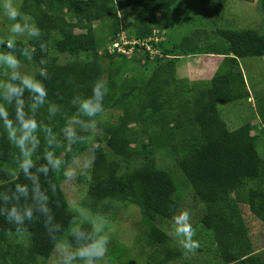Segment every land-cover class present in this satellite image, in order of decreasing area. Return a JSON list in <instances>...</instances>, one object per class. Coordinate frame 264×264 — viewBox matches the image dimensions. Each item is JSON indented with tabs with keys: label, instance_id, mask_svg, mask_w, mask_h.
Instances as JSON below:
<instances>
[{
	"label": "trees",
	"instance_id": "obj_1",
	"mask_svg": "<svg viewBox=\"0 0 264 264\" xmlns=\"http://www.w3.org/2000/svg\"><path fill=\"white\" fill-rule=\"evenodd\" d=\"M181 1L23 0L19 9L22 16L15 23L27 30L33 25L40 29L39 35H29L28 39L4 34L0 22V54H12L19 61L15 70L4 63L0 79V104L14 123L17 98L9 102L4 96L10 85L21 83L13 78V72L21 78L34 77L47 88L43 103H34L27 89L20 99L24 112L41 125L30 171L38 177L49 208L48 214L38 210L33 181L19 167L20 149L9 140L0 119V264H46L71 230V242L82 247L101 238L91 223L77 225V214L64 186L72 179L65 178V171L84 156L87 168L74 178L78 184L85 183L83 208L111 219L109 211L116 205L137 206L144 230L135 239L155 248L147 264H171L181 257L162 228V222L169 223L173 212L181 209L177 199L181 192H177L175 181L180 180L176 177L180 171L192 186L193 197L202 203L199 225L207 237L204 243L214 247L216 264H264V250H255L246 221L248 211L264 223V157L257 147L264 133V114L258 111L259 127L248 123L230 130L218 109L220 103L250 96L240 60L264 57V35L253 28L241 30L220 24L219 8L226 0H202L209 16L203 21L216 28V38L210 40L203 30L193 38L174 42L153 25ZM240 1L257 2L264 9V0ZM129 13L135 20L134 29L123 31ZM103 21L108 22L103 27L107 36L99 40L94 29ZM122 33L130 42L126 45L130 55L109 51ZM203 34L206 37L201 40ZM9 40L14 41L11 48ZM61 54L74 58L60 64ZM210 55L218 59L211 80L179 77L181 59ZM139 62L143 63V75L136 79L128 70ZM27 64L35 70L21 67ZM101 77L109 88L104 112L98 117L84 116L79 113L77 98L90 96L92 85ZM108 113L109 117L116 115L111 123L100 119ZM73 118L81 123L75 125L76 142L70 143L62 130ZM93 119L101 132L95 143L89 142L90 133L84 127ZM46 135L54 137L51 144ZM45 151L61 158L59 171L50 165L47 174L37 171L47 164ZM162 153L174 160L175 171L158 165L156 156ZM133 160V167L121 164ZM180 178L186 186L183 176ZM17 184L28 185L26 197L16 192ZM14 205L21 211L31 207L32 219L25 218L19 226L9 222L7 211ZM169 205L174 206L171 211ZM17 227L23 231L17 232ZM198 249L205 251L204 247ZM122 252L124 249L118 248L111 257L119 260Z\"/></svg>",
	"mask_w": 264,
	"mask_h": 264
},
{
	"label": "rangeland",
	"instance_id": "obj_2",
	"mask_svg": "<svg viewBox=\"0 0 264 264\" xmlns=\"http://www.w3.org/2000/svg\"><path fill=\"white\" fill-rule=\"evenodd\" d=\"M23 0H13L14 6L19 10L22 5ZM4 0H0V22L4 34L11 35L18 39H28V30H24L20 33H13L11 31V25L15 23L8 19L4 14L3 9ZM224 7V11H222ZM222 7L219 8L218 13L221 22L224 23L226 27H231L234 29H247L253 28L257 30L260 34L264 35V9H262L257 2L249 3L240 0H226L222 3ZM218 11V10H217ZM222 15V16H221ZM209 16L206 14V7L203 5L202 0H182L173 9L161 15L155 22V28L161 30L162 34H167L174 42H181L185 37H192L198 32L203 30L207 32L210 40L216 38L214 26H210L207 22ZM128 24H124L123 28L125 31H133L134 18L129 13ZM107 21H103L95 25V35L97 39H103L107 36V32L103 31L107 25ZM197 32V33H196ZM122 37H125V33H122ZM206 36L203 34L200 38L204 40ZM166 39V37H161ZM193 38V37H192ZM203 41H201L202 43ZM205 43V42H204ZM192 57L191 59L185 58L181 59L178 64V75L179 77L188 78L190 81L201 80H211L215 72L217 71V61L216 57ZM74 57L68 54H61L59 56L58 62L60 64H65L71 61ZM186 61V62H185ZM30 64V61L27 62ZM21 66L22 68L33 71L34 67L31 65ZM240 66L245 76L247 83V89L249 92V97L229 103H220L218 109L221 118L227 123L230 130L238 129L239 127L248 123H257L259 127L258 120L261 119L259 110L264 114V57H251L240 60ZM143 63H132L128 73L132 74L133 77L140 78L143 75ZM4 63L0 62V79L4 77ZM1 85V83H0ZM110 113L103 115L100 119L105 123H111L116 115H111ZM262 130V127H260ZM90 133L89 142L95 143L97 135H100V130L96 129L94 133H91V129L86 130ZM258 141V151L261 157H264V133L259 138ZM79 159L74 165H72L67 171H74L75 176L72 177L67 183H65L66 194L71 203V207L76 212V222L77 225L83 224L84 222H89L93 225L94 230L98 228L101 233V237H105L108 240L107 252L102 259H96L93 264H147L151 261V256L155 252V248L146 246L143 241H137L135 235L138 232L144 230L143 225H140V220L142 219L141 210L137 206H125L116 205L113 209L109 211V216L111 219H106L101 217L99 214H94L91 211L83 208L81 204V199L84 195L85 183H76L74 178L84 174L87 168L88 158ZM157 163L161 167L175 171L174 160L165 153L158 154ZM112 158V157H111ZM122 166L133 167L135 166L134 160L132 163L128 164L121 161ZM181 172V171H180ZM179 172V174H180ZM176 174L177 179L175 180L177 185V192L180 196H177L178 201L181 204L180 210H187L190 213V222L195 231L194 240L199 242V247H204L205 251H199V247L194 252H188L180 246V237L175 234L173 229V219L169 223L162 222V228L165 229L174 241L172 246L178 248L181 252V257L177 262L171 264H216V257L214 255V247L208 242L204 243L207 237L202 231L199 225V219L202 212V203L200 200L195 199V193L192 186L189 184L188 180L181 172V176ZM195 198H194V197ZM201 203V204H200ZM246 221L250 229V235L252 237L255 250L257 252H262L264 250V223L253 217L248 211H246ZM72 230L69 234L65 235L61 240L60 245L56 249L53 256L46 260V264H85L84 258L81 259L77 255L78 249L82 245L75 244L71 242L70 236L72 235ZM142 235V233H140ZM118 248L124 249L122 258L119 260H114L111 257Z\"/></svg>",
	"mask_w": 264,
	"mask_h": 264
},
{
	"label": "clouds",
	"instance_id": "obj_3",
	"mask_svg": "<svg viewBox=\"0 0 264 264\" xmlns=\"http://www.w3.org/2000/svg\"><path fill=\"white\" fill-rule=\"evenodd\" d=\"M4 14L8 19L12 21H17L18 18H21L22 14L14 6L13 0H4L3 3ZM26 26L21 23H13L11 25V31L13 33H20L24 30ZM40 33V29L33 25L28 29V34L31 36H37ZM14 46V41H8V47L11 48ZM0 62L7 64V66L13 70L17 69L19 66V61L12 54H0ZM45 73L41 71V75ZM14 79H20L21 83L19 85H10L6 92L4 93L5 99L11 102L13 97H16V117L15 123L13 119L9 117L8 110L4 107L3 104H0V119L3 120L6 131L8 132L9 140L14 143L21 152L22 160L20 162V169L24 175L33 181V198L38 202V210L44 214H48L49 208L47 205L48 197L41 190L40 184L38 182V177L30 171L34 166V161L32 159V154L36 150L39 139L37 138V132L40 129L41 125L35 119L34 116L27 115L23 110V92L27 89L32 93L34 98V103L39 102L43 103L44 99L47 97L48 92L47 88L40 80L35 79L31 76L19 77V74L15 71L13 72ZM109 88L107 80L103 77L98 78L91 87V95L87 97H79V113L88 117H98L104 112V99L108 95ZM81 121L78 118H73V120L66 125L62 130L65 133V136L68 138L70 143H75L76 136L75 125L80 124ZM18 124V126H17ZM97 119H93L90 125H86L85 130L91 129V133H94L97 129ZM48 132H51V129H48ZM48 144H51L54 140L48 139L46 135ZM44 157L47 160L46 165H41L37 169L38 172L43 171L47 174L48 166L50 165L54 170L59 171L62 160L60 157L56 156L52 151H45ZM69 175L75 176L74 171H65L64 176L67 179ZM16 192L24 195H28V185L26 184H17ZM19 199V197H17ZM173 205H169L170 211L173 209ZM33 217V209L31 207L24 208L21 211L17 206L11 207L7 211V219L9 222H13L16 225H23L25 218L31 220ZM173 229L175 234L180 237V246L187 250L188 252H194L199 247V242L194 240L195 231L190 222V213L187 210H180L178 213L173 212ZM17 232L23 231L20 227H17ZM96 231H99L97 228ZM82 235V234H81ZM108 240L105 237H101L98 240H95L93 243L78 249L77 255L81 258H84L85 264H93L94 258L102 259L107 252Z\"/></svg>",
	"mask_w": 264,
	"mask_h": 264
},
{
	"label": "built area",
	"instance_id": "obj_4",
	"mask_svg": "<svg viewBox=\"0 0 264 264\" xmlns=\"http://www.w3.org/2000/svg\"><path fill=\"white\" fill-rule=\"evenodd\" d=\"M158 41V39H156ZM130 42H128L125 37H121L120 41H115L113 44L109 46L110 53L119 52L122 54L130 55L131 51L126 49V45H128ZM150 49V47L148 48ZM153 53V51H152Z\"/></svg>",
	"mask_w": 264,
	"mask_h": 264
},
{
	"label": "crops",
	"instance_id": "obj_5",
	"mask_svg": "<svg viewBox=\"0 0 264 264\" xmlns=\"http://www.w3.org/2000/svg\"><path fill=\"white\" fill-rule=\"evenodd\" d=\"M201 79H203V77ZM201 79H199V80H201Z\"/></svg>",
	"mask_w": 264,
	"mask_h": 264
}]
</instances>
